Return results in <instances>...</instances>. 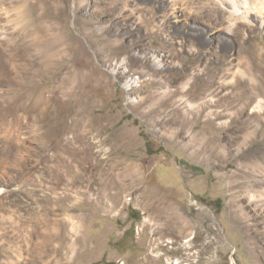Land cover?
<instances>
[{
	"label": "rangeland",
	"instance_id": "rangeland-1",
	"mask_svg": "<svg viewBox=\"0 0 264 264\" xmlns=\"http://www.w3.org/2000/svg\"><path fill=\"white\" fill-rule=\"evenodd\" d=\"M171 2L0 0V264H264V26Z\"/></svg>",
	"mask_w": 264,
	"mask_h": 264
},
{
	"label": "bare ground",
	"instance_id": "bare-ground-1",
	"mask_svg": "<svg viewBox=\"0 0 264 264\" xmlns=\"http://www.w3.org/2000/svg\"><path fill=\"white\" fill-rule=\"evenodd\" d=\"M170 1V5L173 6L174 2ZM212 3L214 5H216L217 7L220 8V10L222 11V13H227L229 16H231L232 18L236 19H243L247 22H256L258 23L260 26H264V0H211ZM38 29V30H37ZM39 31L38 26L35 24L34 21L31 20H27V22L22 23L19 28L17 29V32L15 33V35H17L19 37V41H21L22 43L25 44V49L30 50V51H34L37 49V45L38 42L36 40H33L32 36L36 35L37 32ZM228 32V31H227ZM27 37H31L32 40H27ZM36 37V36H35ZM43 37V36H42ZM25 38L27 41H29V44L26 45L25 43ZM45 38V37H44ZM37 39V38H36ZM42 39V38H41ZM6 40V39H5ZM65 40V39H64ZM4 42V41H2ZM49 44V43H48ZM9 45V44H8ZM62 45V44H61ZM10 49V48H9ZM6 54H8V56H10L9 58H14V54L13 52H10L7 48H4ZM20 50V49H19ZM21 52H17L18 55L20 56V58L24 59L25 57L23 56L22 50H20ZM15 53V52H14ZM39 54V53H38ZM38 54H35V59L40 58L41 56H38ZM17 56V55H15ZM53 54L48 50L45 57H41V64L42 65H47L49 68H43L46 70V74L45 77L47 78V80H49L48 84V90L52 91V89L58 88L59 91H61V89L68 83V77H62V79L60 80L59 83H56L55 81V75L58 72V70H62V68H57L56 66H54L55 61L52 59ZM34 57V56H33ZM19 58V59H20ZM16 60V59H15ZM160 59H155V65L156 66H160L161 63L159 61ZM57 63V62H56ZM38 65V64H37ZM43 66V67H44ZM65 68V67H64ZM28 69V68H25ZM37 69V67H36ZM40 68L37 69V72H33V76H37L38 73H40ZM65 70V69H64ZM44 72V71H42ZM32 72H28V74L30 75ZM46 87V86H45ZM188 87V86H187ZM179 90V89H178ZM185 92V91H184ZM175 93V91H174ZM172 94V93H171ZM164 98L166 97L165 94L163 96ZM209 100L214 101V97L211 95V97H209ZM166 99V98H165ZM182 102L184 101V103L188 106H190L191 108L193 107V102L187 97L185 98V96L180 97V99ZM202 100V99H200ZM134 103L138 102V100L134 99L131 100ZM211 101V102H212ZM195 103V102H194ZM208 100H202L201 101V105L206 106V107H210L211 104L209 103ZM140 104V103H139ZM154 105V104H152ZM151 105V106H152ZM257 106L259 108H261L260 104H257ZM226 107V106H225ZM194 108V107H193ZM197 109V108H196ZM203 110V109H202ZM188 110H183V113L186 114ZM158 112V111H156ZM198 112V111H197ZM200 112V111H199ZM190 113V112H189ZM213 113V112H212ZM211 113V114H212ZM200 114V113H199ZM215 114V113H214ZM213 115V114H212ZM207 116V115H206ZM210 116V115H209ZM191 118V117H190ZM185 119V118H184ZM194 120V119H193ZM191 131V130H190ZM189 131V132H190ZM191 136V135H190ZM197 136V135H196ZM195 139V137H194ZM207 145V144H206ZM205 145V146H206ZM222 146V145H221ZM210 147V146H209ZM216 147V146H215ZM212 149V148H211ZM258 159V158H257ZM126 160V159H125ZM126 161L122 160L121 158H117L114 157L111 160L110 166L111 167H129V164L125 163ZM130 163V162H129ZM258 164V163H257ZM128 169V168H127ZM129 170V169H128ZM257 174V173H256ZM235 183V182H234ZM246 191L247 194H250L251 197H253L255 195V193L253 192V188L249 183H246L243 187ZM3 188L0 187V193H2Z\"/></svg>",
	"mask_w": 264,
	"mask_h": 264
}]
</instances>
